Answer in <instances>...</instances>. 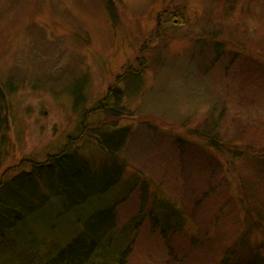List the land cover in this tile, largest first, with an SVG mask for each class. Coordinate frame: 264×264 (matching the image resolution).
<instances>
[{
    "label": "rangeland",
    "instance_id": "374dc122",
    "mask_svg": "<svg viewBox=\"0 0 264 264\" xmlns=\"http://www.w3.org/2000/svg\"><path fill=\"white\" fill-rule=\"evenodd\" d=\"M0 89V180L69 140L95 174L112 176L115 167L87 146L104 124L129 135L120 185L138 171L169 208L125 194V184L118 226L143 215L126 264H218L244 245L264 260L254 225L264 204V0H0ZM211 116L233 153L203 150ZM117 194L114 186L110 198ZM56 210L46 216L68 229L73 215L55 220Z\"/></svg>",
    "mask_w": 264,
    "mask_h": 264
},
{
    "label": "trees",
    "instance_id": "16d2710c",
    "mask_svg": "<svg viewBox=\"0 0 264 264\" xmlns=\"http://www.w3.org/2000/svg\"><path fill=\"white\" fill-rule=\"evenodd\" d=\"M108 10L112 15L113 10ZM129 81L124 82L126 91L130 95V90L136 89V96L138 86H130ZM3 99L0 91V111L3 109ZM119 99L116 98L115 102H119ZM74 102L80 106L79 93L75 94ZM110 112L113 110L107 115L110 116ZM212 116L208 120L209 129H204L200 134L206 144L203 150H209L211 146L216 152L221 148L232 152L229 151L230 145L221 143L219 135L214 134L219 128V118L214 119ZM109 125L104 124L96 128L94 134L99 135L98 139L94 140V145L88 144L87 148L99 151L104 162L106 158L109 160L116 170L112 176L95 174L96 170L91 167L90 160L70 147L77 140H69V146L59 154L50 155L45 163H31L29 170L0 180V264L127 263L135 238L134 224L142 221L143 215L134 214L122 227L118 226L115 208L124 194L125 184L129 188L125 194L130 190L136 191L142 202L150 198L157 208L166 210L169 208V202L163 196L150 194V180L142 178L138 171L132 173L125 179L124 184L120 185L123 176L128 172L127 163L120 153L129 135L123 129L114 128L116 125ZM2 127L0 120V130ZM182 142V139L175 141L176 147ZM258 160L259 165H264V157H258ZM114 186H117L118 194L111 199L110 193ZM54 206H57V214L53 217L55 220L64 215H73L74 221L68 229L59 228L56 222L46 216L47 210ZM255 210L254 215L259 220L254 223L255 228H261L264 234V204ZM152 211L154 209L150 208L147 221L153 230H157ZM81 212H85V215L80 216ZM248 214L252 219V213ZM160 216L166 218L167 213ZM168 216L172 218L170 213ZM172 219L179 225L182 224L181 219ZM159 223L161 227L158 234L165 240L168 225L163 219ZM218 264H264V260L257 250H250L244 245L243 250L239 252L234 249L226 250Z\"/></svg>",
    "mask_w": 264,
    "mask_h": 264
}]
</instances>
